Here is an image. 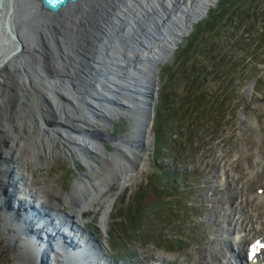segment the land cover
Wrapping results in <instances>:
<instances>
[{
    "label": "bare ground",
    "instance_id": "obj_1",
    "mask_svg": "<svg viewBox=\"0 0 264 264\" xmlns=\"http://www.w3.org/2000/svg\"><path fill=\"white\" fill-rule=\"evenodd\" d=\"M215 2L83 0L52 12L39 0H0V264H115L82 240V216L101 206L97 201L111 182L122 191L145 166L147 151L141 149L151 145L155 63L170 60L183 35ZM121 116L131 122L121 138L98 137L87 129L101 130ZM138 130L144 131L142 139ZM109 141L115 151L108 150ZM57 142L73 163L82 159L94 180L83 174L65 192L53 179L37 176L47 165L41 157L60 152ZM85 152L119 164L97 173L98 163ZM255 154V166L263 165L264 152L258 147ZM220 172L223 182L225 171ZM232 182L228 194H239L222 223L232 230L225 241H232L238 254L227 259L244 260L248 252L245 264H264V247L252 251L248 245L264 240V189L245 196V186ZM47 194L62 207L68 204L72 215L47 204ZM107 198L101 200L104 227L115 200ZM216 216L211 213L208 220ZM58 243L65 250L52 248Z\"/></svg>",
    "mask_w": 264,
    "mask_h": 264
},
{
    "label": "rangeland",
    "instance_id": "obj_2",
    "mask_svg": "<svg viewBox=\"0 0 264 264\" xmlns=\"http://www.w3.org/2000/svg\"><path fill=\"white\" fill-rule=\"evenodd\" d=\"M218 2L216 0L207 13L192 24L190 31L175 47L170 60L155 63L158 87L153 104L151 145L148 149H141L147 151V156L140 174L122 191L116 182H111L97 201L101 206L86 211L82 216L83 226L96 231L103 249L117 262L227 264L223 255L227 251V242H223L222 234L224 238L231 235L228 226L224 227L222 222L228 219L229 210L235 205L233 198L239 194H228V183L232 182L230 175L235 174L233 187L245 186V196L247 192L264 189V164L255 166L253 162L258 147L261 153L264 152V7L258 13L252 11L254 15L248 21L245 18L251 14L250 11L240 12L248 32L241 30L238 33L242 38H248L245 40L248 44L244 46L249 45V48L234 45L227 51L229 41H238L237 36L230 37L233 31L228 30L229 25L214 34L217 54L230 55L229 59L226 55L222 58L221 65L210 67L213 78L207 77V83L202 86L199 81L196 82L200 83L199 88L205 94L203 99H191L189 93L197 87L187 88L184 82L192 74L190 66L194 68L204 64L206 70L212 59L206 61L202 47L198 53L191 55L195 65H192L193 62L187 65L186 56L179 62L175 59L184 38L217 7ZM261 4L259 0L257 6ZM182 70L185 71L181 73ZM166 108L170 109V113H167V118L161 119L162 123L175 122L171 125L172 132H165L168 134L166 146L170 150L161 152L155 147L159 132L155 120L163 116ZM112 123L106 124L100 132L125 135L131 130L129 117L115 118ZM191 125L192 128L188 129ZM56 145L60 152L52 159L41 157L43 162L47 159V165L40 169L37 176L44 178L45 182L53 179L65 192H69L76 180L84 179L83 174L91 177L89 168L81 158L73 163L61 152V143ZM107 147L110 152L117 149L111 141ZM85 155L96 160L99 165L95 169L97 173L109 170L108 166L114 163L115 166L119 164L112 159H99L94 153L85 152ZM28 169L33 172L31 164H28ZM221 169L225 171V184L220 181ZM252 169H255L254 172ZM91 179L94 180L93 177ZM107 197H115V200L104 227L100 222L105 207L101 200ZM43 200L72 215L71 207L56 203L52 194H47ZM211 213L217 216L208 220Z\"/></svg>",
    "mask_w": 264,
    "mask_h": 264
},
{
    "label": "trees",
    "instance_id": "obj_3",
    "mask_svg": "<svg viewBox=\"0 0 264 264\" xmlns=\"http://www.w3.org/2000/svg\"><path fill=\"white\" fill-rule=\"evenodd\" d=\"M262 2L261 5L257 6V3H259V0H219L218 5L216 8L212 9L210 11V13H208V16L203 20L200 21L198 24V26L195 27V29L193 30L192 33H190L186 38H184L182 44L180 45V49L177 50L176 53V61H180L182 59V57L185 58V56L187 57L186 59V63L187 65L191 62H193V58L191 57V55H195V53L199 52V48L202 47V54L206 57V61H208L209 59L211 60V62L209 63V68H207L205 70L204 68V64H201L200 67H198V65H195V61L193 62L192 65H195L194 68H191L193 66H190V69L192 70V74L191 76H187L186 80L184 82L185 86H187V88H194L197 87L195 89V91H191L189 93V95H191V99H195V101L197 99H203L204 97V93L201 92L200 87V83L203 86V84L207 83L208 79L207 77H210L209 79H212L213 76H211L212 73V66H217L219 63L220 65L222 64V58L225 56L227 59H229V55L230 54H223V55H218L216 52V46L214 44L213 39H215L214 34H216L218 32V30L224 26H227L229 29V31H233L232 35H230V37H234L237 36V40L238 41H229L230 43L227 46V51L231 50V48L235 45V46H243V47H247L248 46H244V44H248L247 40L248 38H245V36L242 38L241 34H239V31H243V32H248L247 28L245 27L244 23V17L242 15V13L240 12H245V11H250L251 14H249V16H246L245 19H249V17H252L254 15V13H258V11L261 10L262 7H264V0H260V3ZM243 6V9L238 10L239 8H241ZM256 5V6H255ZM254 11V13L252 12ZM246 13V12H245ZM242 18V19H241ZM250 37V35H248ZM245 41V43H243L242 41ZM205 48V49H204ZM262 48V46H261ZM245 50V49H242ZM247 50V49H246ZM197 55V54H196ZM221 59V61H220ZM224 59V58H223ZM226 60V59H225ZM185 63V64H186ZM186 65V66H187ZM204 69V71L202 70ZM185 71L182 70L181 73ZM186 75H189L188 73H185ZM198 79V80H196ZM199 81L200 83L196 82ZM198 89V91H196ZM175 112V111H174ZM170 113V109L166 108L163 116H160V119L156 118L155 122H156V129H159L158 131V136L156 134V141H155V147L158 149V151H168L169 148H167L166 146V141L167 140V135L169 134L170 130L172 132V124L174 125L175 120H173L170 123L164 122L162 123V120L165 119V117H168V114ZM175 116H176V112H175ZM174 116V118H175ZM162 119V120H161ZM197 123V121H196ZM200 125V124H198ZM191 127H188V129H191ZM168 131V134H166L165 132ZM115 135V134H114ZM170 142V141H169ZM172 144V142H170ZM173 145V144H172ZM182 147V145L180 146ZM183 149V147L181 148ZM185 149V147H184ZM170 150V149H169ZM179 154H177V158H179ZM174 162L177 163V160L174 159ZM172 170H170L171 172ZM85 228L89 231H93L94 233L96 231H94V229H91L90 227H86ZM96 234V233H95ZM179 243V242H178ZM181 244V243H179Z\"/></svg>",
    "mask_w": 264,
    "mask_h": 264
},
{
    "label": "water",
    "instance_id": "obj_4",
    "mask_svg": "<svg viewBox=\"0 0 264 264\" xmlns=\"http://www.w3.org/2000/svg\"><path fill=\"white\" fill-rule=\"evenodd\" d=\"M43 5H44V7L45 8H47L49 11H52V12H59V11H61V10H63L64 8H66V7H68V6H71L72 4H79V3H82V1L83 0H39ZM146 109V108H145ZM148 109V108H147ZM146 109V110H147ZM91 129L96 133V134H98V136H100V137H102V136H106V137H108L109 139H112V140H115V139H117V138H121L122 136H124V135H114L113 133H102V132H100V130H98V129H96L95 127H91ZM139 131V130H138ZM144 133V131L143 130H140L139 131V133H138V136L140 137V135H141V139H142V134ZM139 141V145H142V142H141V140H138ZM38 208H39V206H37ZM37 207H33V208H37ZM37 208V209H38ZM39 212L37 211L36 213L34 212L33 214H38ZM64 214V216H62L60 219L62 220V221H64V223H65V226H66V224L68 223L67 222V220H65L66 219V217H67V214L66 213H63ZM36 218H35V220L37 219V217H38V215L37 216H35ZM34 220V219H33ZM49 232V231H48ZM80 232L85 236V242L86 243H89L91 246H92V248L94 249V250H97L98 252H99V254L101 253H104V250L102 249V247H101V245L99 244V242H98V239H97V237L94 235V233L93 232H90V231H86L85 229H83L82 227L80 228ZM49 234V233H48ZM50 240H51V242L49 243V242H47V245H48V248H51V245H52V242H53V238L51 239L50 238ZM41 243H43V242H41ZM44 244V243H43ZM88 245V244H87ZM44 246H45V244H44ZM55 247H57V251H60V252H62V250H65L64 248V246L61 244V243H58V244H55L52 248H54L55 249ZM64 252V251H63ZM106 255V254H105ZM107 257L108 258H110L111 260L110 261H113V263H115V264H121L120 262H116L115 261V259L114 258H112L111 256H108L107 255ZM1 262V261H0ZM89 262L87 261V263L86 264H88ZM98 263V262H97ZM111 263V262H110ZM33 264H41V262L39 261V262H35V263H33ZM94 264V263H93Z\"/></svg>",
    "mask_w": 264,
    "mask_h": 264
},
{
    "label": "snow or ice",
    "instance_id": "obj_5",
    "mask_svg": "<svg viewBox=\"0 0 264 264\" xmlns=\"http://www.w3.org/2000/svg\"><path fill=\"white\" fill-rule=\"evenodd\" d=\"M257 243H259V241H257ZM253 248H255V246H253Z\"/></svg>",
    "mask_w": 264,
    "mask_h": 264
}]
</instances>
